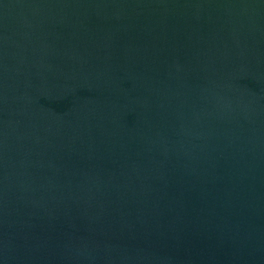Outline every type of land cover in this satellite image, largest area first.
Returning a JSON list of instances; mask_svg holds the SVG:
<instances>
[{
	"label": "water",
	"instance_id": "95a60500",
	"mask_svg": "<svg viewBox=\"0 0 264 264\" xmlns=\"http://www.w3.org/2000/svg\"><path fill=\"white\" fill-rule=\"evenodd\" d=\"M0 264H264V0H0Z\"/></svg>",
	"mask_w": 264,
	"mask_h": 264
}]
</instances>
